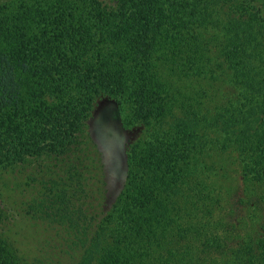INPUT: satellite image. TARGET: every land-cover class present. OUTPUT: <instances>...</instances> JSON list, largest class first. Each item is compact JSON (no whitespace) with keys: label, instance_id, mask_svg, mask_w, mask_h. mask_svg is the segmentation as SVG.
<instances>
[{"label":"trees","instance_id":"obj_1","mask_svg":"<svg viewBox=\"0 0 264 264\" xmlns=\"http://www.w3.org/2000/svg\"><path fill=\"white\" fill-rule=\"evenodd\" d=\"M210 24L224 33L222 41L213 38L217 65L199 32ZM162 43L184 55L193 75L217 82L231 73L239 95L213 114V150L235 149L243 176L264 182V0L0 4V166L15 169L74 154L90 122L95 130L102 107L118 113L123 132L150 134L120 148L126 163L121 188L98 217L75 206L83 193L90 195V189L79 193L81 182L56 181L60 188L40 207L44 219L75 233L84 248L78 264H87L104 239L110 243L97 264H195L179 243L186 235L180 233L184 208L178 201L196 177L207 143L198 113L192 107L175 111L165 95L156 69ZM78 168L66 172L78 179ZM101 181L105 198L104 172ZM5 216L0 198V226ZM254 224L253 233L239 237L241 264H264V215ZM214 240L201 247L217 249ZM0 264H23L1 235Z\"/></svg>","mask_w":264,"mask_h":264},{"label":"rangeland","instance_id":"obj_2","mask_svg":"<svg viewBox=\"0 0 264 264\" xmlns=\"http://www.w3.org/2000/svg\"><path fill=\"white\" fill-rule=\"evenodd\" d=\"M9 1L17 0H0V4ZM199 32L205 38L203 43L208 47L212 64H219L221 58L213 48V38L217 36L216 42L222 41L224 33L211 24L201 26ZM169 48L162 43L157 52L159 80L166 83L165 95L175 111L192 107L198 113L202 119L200 134L203 143H207L198 162L196 177L186 186L185 198L178 201L184 208L182 221L178 217L183 223L180 233L186 235L179 243L189 248L195 264H241L239 237L253 233L254 222L264 215V182L243 176L242 163L235 149L213 150L216 136L213 114L220 106L235 101L239 89L231 81L230 72L223 73L217 82L193 75L182 58L184 55ZM103 108L96 115L99 118L95 130L90 122L74 154L50 157L15 169L0 166V198L6 214L0 235L20 257L21 263L78 264L84 248L75 233L64 225L44 219L40 207L48 200L47 195L60 188L55 186L56 181H61L60 184L69 181L73 185L81 182L83 188L79 193L82 189H90V195L83 193L75 206L82 204L88 215L98 217L107 204L114 202L121 188L126 163L120 148L124 149L131 140L149 138V132L141 128L123 132L118 113L110 106ZM75 165L79 166L78 179L76 174L66 172ZM103 172L108 184L105 198ZM88 177L93 179L88 181ZM211 237L220 247L202 248L201 242ZM109 243L108 239L102 240L87 264H97L98 254Z\"/></svg>","mask_w":264,"mask_h":264}]
</instances>
